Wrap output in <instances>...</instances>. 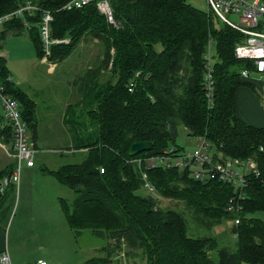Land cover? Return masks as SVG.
<instances>
[{
  "label": "trees",
  "instance_id": "16d2710c",
  "mask_svg": "<svg viewBox=\"0 0 264 264\" xmlns=\"http://www.w3.org/2000/svg\"><path fill=\"white\" fill-rule=\"evenodd\" d=\"M24 1L52 12L53 38L69 36L67 44L51 47L50 61H63L88 35L104 46L100 67L107 68L111 62V76H116L114 82L109 79L101 85L94 77L100 67L96 72L89 70L87 78L95 82L91 89L95 109L86 115L97 129L81 135L72 127L74 149L85 150L84 159L49 171L75 193L70 206L61 201L74 235L89 229L97 238L114 239L115 246L124 240L133 249L142 250L146 264H214L210 257L214 251L219 264H264V222L254 216L264 212V128L246 124L236 116V91L242 87L254 91V86L241 77V72L252 70V66L233 54L242 35L225 24L215 28L207 12L186 0H109L117 28L106 23L93 3L61 10L70 0H0V16ZM22 31L20 20L7 22L0 40L7 33ZM28 35L38 57H43L37 27L33 25ZM211 38L215 40V62L209 98L205 55ZM8 77L0 58V83L19 103L28 129L35 131V104ZM80 92L79 104L85 109L82 87ZM178 125L191 136L204 138L224 158L256 162L258 175L246 176L239 212L226 210L229 198L239 192L232 185L217 180L202 182L176 167L147 168L138 162L170 148L182 152L174 144ZM0 140L11 144V129L1 113ZM139 142H149L151 148L128 156L131 145ZM8 173L1 172L0 180ZM147 182L161 196L184 203L210 223L238 219L231 228L234 250L218 248V240L212 237L188 236L187 222L180 213L159 209L154 199L138 193ZM14 189L11 184L0 193V210ZM84 264L109 261L90 258Z\"/></svg>",
  "mask_w": 264,
  "mask_h": 264
},
{
  "label": "rangeland",
  "instance_id": "374dc122",
  "mask_svg": "<svg viewBox=\"0 0 264 264\" xmlns=\"http://www.w3.org/2000/svg\"><path fill=\"white\" fill-rule=\"evenodd\" d=\"M186 1L207 12L213 19L215 28L223 25L208 11L204 0ZM228 18L232 22L237 21L236 16ZM2 28L0 26V31ZM65 39L69 42V36ZM207 55L212 66L215 62L213 38L210 39ZM0 56L3 57L12 81L20 84L35 102L37 120L36 132L31 129L27 132L30 140L36 133L35 165L28 173L22 172L15 192L11 193L10 215L2 229L6 234L10 256L15 255L20 259L40 256L47 264H84L90 258H103L109 264H146L142 250L133 249L124 240H121L120 246H115L114 239L97 238L89 229L75 236L67 224L61 205V201H64L70 206L75 193L49 172L56 171L62 165L80 163L84 159L85 150L69 149L66 138L72 134L67 131L69 127L61 122L66 106L74 103L78 97L81 99L79 87L85 92L83 100L86 107H73L69 120L81 135L97 129V125L86 115L88 110L95 109L91 91L95 82H92L94 78L88 79L87 75L90 69H95L96 72L101 65L104 58L102 42L88 35L84 36L72 54L56 63L51 73L48 72V64H43V58L38 57L37 48L26 31L7 33L0 40ZM110 68L111 62L107 68L100 67L99 72L94 75L99 84L102 85L109 79L114 82L116 76H111ZM245 80L254 86V91L243 87L236 91V116L246 124L264 128V80L256 76L245 77ZM196 143V137L191 136L182 125H178L174 144L180 150L189 151L195 148ZM169 145L172 146V143ZM9 162L10 159L0 148V173L7 169ZM138 193L154 199L159 209L180 213L187 222L188 236L212 237L218 240V248L234 250L236 240L231 233L233 223L230 220L210 223V220L180 201L145 189H140ZM254 216L264 222V212ZM210 257L214 264H219L216 251Z\"/></svg>",
  "mask_w": 264,
  "mask_h": 264
},
{
  "label": "built area",
  "instance_id": "2783aa9c",
  "mask_svg": "<svg viewBox=\"0 0 264 264\" xmlns=\"http://www.w3.org/2000/svg\"><path fill=\"white\" fill-rule=\"evenodd\" d=\"M208 11L222 24L227 25L242 35V39L234 47V58L245 61L252 66V70H243V79L256 76L264 80V2L262 0H204ZM93 3L107 24L117 28L119 23L115 20L109 0H70L62 6L61 10L81 9ZM236 16L237 21L232 22L228 17ZM20 20L23 31L27 33L32 26L37 27L43 59L49 60L51 47L63 42L67 44L68 39H57L52 37L51 23L53 14L49 10H43L31 1L19 3L17 7L0 16V26L10 21ZM2 58V56H0ZM206 82L205 89L207 97L211 98L212 66L209 57L205 55ZM9 78V77H8ZM10 80V78H9ZM134 83L128 90L131 91ZM0 113L4 123L11 129L10 149L13 151L16 167L11 174L0 180V193L11 184H18L23 167L34 166L36 150L28 136V127L23 121L20 113L19 103L6 93L5 87L0 83ZM195 148L189 151L175 152L174 148L164 151L161 155L146 157L138 160L144 162L147 168L151 167H176L180 171H187L195 180L207 182L217 180L227 185H232L239 190L237 196H231L227 201L226 210L237 213L241 210L239 200L244 199L243 189L247 186L246 176L258 175L256 162L252 159L240 160L237 158H224L214 147L202 137H196ZM134 162L136 160H133ZM100 168V173H103ZM145 178V175H143ZM147 191L154 188L147 182L143 186ZM234 219L232 223L238 224ZM0 264H12L11 256L7 249L0 250ZM35 264H46L38 261Z\"/></svg>",
  "mask_w": 264,
  "mask_h": 264
},
{
  "label": "crops",
  "instance_id": "0c3cea01",
  "mask_svg": "<svg viewBox=\"0 0 264 264\" xmlns=\"http://www.w3.org/2000/svg\"><path fill=\"white\" fill-rule=\"evenodd\" d=\"M42 63L43 64H48V67H49L48 68V72L51 73L54 70V68L56 66V63H58V62L50 61V60L45 61L43 59ZM10 81L12 83H15L16 85H18V87L21 88V90L26 94V96L29 97V99H31L33 101V99L30 97V95L25 91L24 88L21 87L20 84H18L16 82H13L12 78H10ZM97 82H98V80H97ZM73 84H75V80L73 81ZM78 92H79V96H81V99H82V94L80 92V87L78 88ZM81 99L78 97L75 100L74 103L66 106V112H65L61 122H62L63 125L69 127V128H67V131H69V132H71L72 129H73L72 128V121H70L69 117H68L69 111L72 110L73 107L79 106L80 105L79 101ZM34 104H35V102H34ZM35 109H36V104H35ZM35 120H36V111H35ZM36 122H37V120H36ZM35 132H36V126H35ZM66 140L68 142L69 149H73L74 148V138H73V136L71 135V136L67 137ZM32 143H33L34 148L36 150V153H35V155H36L37 154L36 133L33 134V136H32ZM0 148L5 152V154L7 155V158L10 159V162H11V160H13V162H11V163L9 162L7 164L8 165L7 169H4V171H3V172L8 171L9 173H11L12 171H14V169L16 167V162H15V158L13 156V151L10 149V146L6 145V143H4L2 140H0ZM7 148H8V150H7ZM34 159H35V156H34ZM33 167H23L22 170H21L20 176H21L22 172L28 173L30 171V169H32ZM16 186H17V184H15V188H16ZM14 192H15V189L13 190L12 194ZM19 194H20V192H19ZM10 195L8 197V200H7L6 204H5V206L2 208V210H0V250H3V249H7L8 250V242H7L6 234H5L4 230H2V229L5 228L8 216L10 215V209H11V204H12V200H11ZM19 202H20V196H19V201H18L17 207H19ZM7 213H9V214L6 216ZM11 260H12V264H35L38 261H43V259L40 256L31 257L29 259H20L19 257H16L15 255H11Z\"/></svg>",
  "mask_w": 264,
  "mask_h": 264
},
{
  "label": "water",
  "instance_id": "95a60500",
  "mask_svg": "<svg viewBox=\"0 0 264 264\" xmlns=\"http://www.w3.org/2000/svg\"><path fill=\"white\" fill-rule=\"evenodd\" d=\"M61 42L60 44H62ZM151 148V143L149 142H139V143H134L131 145L129 151H128V156H134L137 155L141 152L148 151Z\"/></svg>",
  "mask_w": 264,
  "mask_h": 264
}]
</instances>
